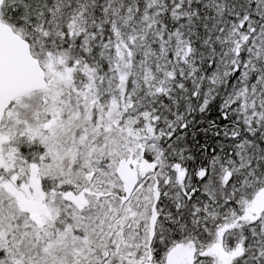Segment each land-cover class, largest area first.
<instances>
[{"label":"snow or ice","instance_id":"obj_1","mask_svg":"<svg viewBox=\"0 0 264 264\" xmlns=\"http://www.w3.org/2000/svg\"><path fill=\"white\" fill-rule=\"evenodd\" d=\"M0 264H264V0H0Z\"/></svg>","mask_w":264,"mask_h":264}]
</instances>
